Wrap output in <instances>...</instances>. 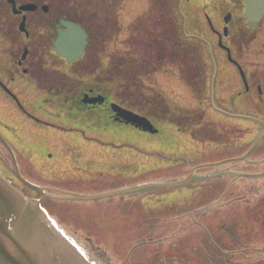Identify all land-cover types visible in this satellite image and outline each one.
I'll return each instance as SVG.
<instances>
[{
    "label": "rangeland",
    "instance_id": "obj_1",
    "mask_svg": "<svg viewBox=\"0 0 264 264\" xmlns=\"http://www.w3.org/2000/svg\"><path fill=\"white\" fill-rule=\"evenodd\" d=\"M149 1L150 0H127L126 2L122 1L121 4H118V15L120 17V25L123 27V31L120 36L107 44L106 52L100 57L104 64H106L107 58L111 53L124 51L126 49L124 44L129 39V25L134 22L137 17L147 12L150 6ZM211 1L214 3V6H211V3L207 2V0H176V4L179 7L178 14H180L179 22L182 28H184V34L187 36L202 37L207 43H211L212 47L210 48V53L214 60L212 66L215 68L218 65L217 67L219 68V71H216V85L213 82L214 96L212 109H210L207 114L208 119L219 128L221 127L230 130L225 131V134H223L225 138L230 140L228 145L230 148L206 143L205 145H202L200 155L203 157L207 156L208 162H218L220 159L226 160V158L240 157L245 155L251 145L254 146L256 141L262 138L256 152H254L249 160L264 157V99L261 98L260 94L255 90L253 82H251L253 73L258 72L261 75L264 73V23L260 25L257 39L251 44L248 50L245 51V55L242 59H239L241 54L237 56L235 50L230 44L224 42V46H222L221 43H217L214 33L215 29L210 27L207 18H214L213 21L216 19L218 26L216 24L215 26L217 28L220 27L221 23L223 24L222 13L225 12L226 5L220 0ZM217 9H219V12H216ZM4 13L7 14L5 9ZM214 13L215 15H213ZM9 23L13 24L16 33L14 40H18L16 43L24 46L26 44L24 41L25 36L18 32L16 19L14 22L9 21ZM5 25L6 23H3L1 24V27L4 28ZM13 48L15 47L12 46V43L3 39L0 35V69H6L7 67L11 69L14 68L11 64L13 59L10 55L16 54V56H19L20 52L17 53V48H15L16 53L10 52ZM229 50L231 51L229 52ZM44 62L47 65L50 64L56 66H60L62 63L59 58L49 53L46 58H44ZM166 68L171 73L175 70V68L171 66ZM60 70L70 73L68 68H65L64 66H62ZM242 72L244 73L243 75L246 82H248V89L246 82H244V78L242 77ZM90 79L91 78L87 79L88 82L91 81ZM154 79V77L151 78L146 84L154 88H158V85L163 86L164 91H167L170 96L178 99L180 102L178 104H181L180 106L186 108L194 107L193 95H191V92L187 91L184 85H182L183 82L179 75L159 74L156 76V80L159 83L158 85ZM5 82L9 85L8 81ZM10 86L12 88L15 87L14 85ZM15 91L17 92V90ZM4 104H6V102L4 98L0 96V109L2 112L5 110L7 124L14 125L18 129L22 127L25 120L23 121L21 118H17L18 116L15 114V106L7 108ZM9 113L14 114L12 115L13 119H9ZM0 117L2 118L1 111ZM42 120L53 126L51 129L55 130L56 135L63 130L62 128L60 129V122L55 121L53 118H42ZM37 125L45 127H41L38 129L39 131L43 129L49 131V128L46 125ZM27 127L26 129H28ZM26 129L23 131L22 128L19 135H22L29 145L32 138H27L28 135L26 134ZM86 137L88 140L90 139V135ZM84 138L85 136L77 143H82ZM163 138L164 142H167V146L170 147L169 152L165 151L164 153H161L160 150L157 151L158 144L155 142H145L138 147L140 148V151H148L152 155L150 160H153L154 162L163 161L169 165L177 164V162L171 161L172 159H175V154L181 158H190L189 155L194 154V149L191 146H187L184 142L181 143L182 140L177 139V137L174 138L170 130L164 132ZM96 140L102 145L103 143L106 144L105 141H100L99 139ZM28 145L27 148H31L32 145ZM114 145L118 148L111 146L109 148L113 158L119 156L121 153L132 152L127 149V147L120 148V145ZM14 146L16 147V145ZM16 148L20 151L19 147ZM27 148H24L22 152L23 154L28 152ZM175 150H182L183 152L177 154ZM53 151L54 148L49 150V156L53 155ZM85 151H87V149L83 147L79 157L83 158L87 156ZM155 152L158 153L154 156ZM31 153L32 152H28L25 156L31 155ZM5 156L11 161V158L7 154ZM18 160L22 173H24L23 175L30 177L31 180L32 175L29 174V166L23 161L21 156H18ZM200 162L204 163V161ZM90 166L96 168V170L100 172L99 175H101L106 169L102 170L100 164L96 162H91ZM183 166H186V164ZM1 167H3L9 174L10 169L8 164L3 163ZM180 168L184 167L180 166ZM234 168L239 172L258 173V171L262 172L264 170V165H257L256 167L239 164L234 166ZM121 170L125 171L129 169L125 168ZM109 173L110 172L105 171L103 174L107 176ZM104 175L101 176L104 177ZM36 178L39 181L36 180ZM220 181L204 186L187 187L177 190L170 189L157 192L156 194L146 195V197L139 199L138 205L137 200H129L126 205L123 206L122 202L119 201V198L98 201L95 204L48 201L45 202L44 205L50 210L51 214L57 216L61 222L68 224L70 227H74L76 230H82L88 237L93 239L95 247H99L101 251L105 253L104 255L106 259H110L112 263L144 264L141 260L146 256L147 248L141 247L133 252L131 250L135 245L134 243L142 238H151L152 240L169 238L173 232L172 227L174 224L170 221H165V219L169 216L178 215V213H188V211L200 207H208V205L211 204L214 205L221 198L222 192L227 186L226 183L223 184ZM226 181L227 180L225 179V182ZM31 182L38 184L41 180L35 175V179L33 178ZM105 183L111 185L108 181H99L96 184L100 187ZM116 183L118 182H115L114 185ZM262 184L263 182L260 181H239L237 186H232L230 188L228 194L235 192V196H232L229 200L239 196L236 190L239 191L241 189L240 187L247 188L248 186H258ZM105 186L109 187L107 185ZM116 186L118 185L116 184ZM84 192L91 191L85 190ZM242 201H233L232 207H229V209H227V207H222L217 211L211 212L207 219L200 218L199 216L200 221L205 227L210 229V233H212L216 243L219 245L225 243L226 246L222 245V247H225L227 251H232L229 250L231 247L240 250L244 245H250L251 243L258 247L264 245V204H260L262 203L260 199L253 202L251 196L246 199L244 198ZM245 204L249 205L246 206ZM170 208H176L175 210L178 211H173V209ZM69 218H73V222L71 221L72 219ZM147 218L148 220H145ZM153 230L158 231L151 233ZM200 230V228L197 229L195 243L190 242L176 248L172 247V242H175L176 240L166 243L164 248L166 250L168 249V256L162 258V260L158 261L156 264H195V262L196 264H226L227 262L222 259H227L229 257H223L222 255L220 256L219 253H214V247L209 243V238ZM234 236L236 238H234ZM230 238L238 239L242 243L238 246H234L235 242L232 240L227 241ZM193 246H200V249L197 248L195 250ZM205 250L211 253L210 258L212 259L208 258L207 255L203 253ZM188 257H190V261L188 260ZM174 258L177 259V262H174ZM239 259L241 258L238 256H232L229 264H237L239 263ZM240 264L247 263L242 262ZM248 264H264V255H260L259 258H255V261Z\"/></svg>",
    "mask_w": 264,
    "mask_h": 264
},
{
    "label": "flooded vegetation",
    "instance_id": "obj_2",
    "mask_svg": "<svg viewBox=\"0 0 264 264\" xmlns=\"http://www.w3.org/2000/svg\"><path fill=\"white\" fill-rule=\"evenodd\" d=\"M18 2V6H22L25 3H28V0H16ZM232 3V13H236L239 7L241 6V1L239 0H230ZM38 2V1H37ZM42 2H40L41 4ZM53 11V10H52ZM44 11L41 7H38L35 12L27 13V20L30 25V35L25 37L26 44L22 46V44L16 43L17 41L14 40L9 34H5L8 40L13 44L12 46L17 48V53L20 52V55L16 56V54H11L10 57L13 59L11 64L14 67L13 69L7 67L0 69V96L4 98L6 104L5 107L12 108L15 106V114L18 117H22L23 120L27 121L28 123L33 124H43L48 126L50 129L53 128L51 124L45 123L43 118H53L55 121L60 122V129L61 131L60 137L61 140L64 142L76 143L80 142L82 137L86 136L84 128L87 129H101L103 131H108L109 128L116 127L120 125L119 119L111 107V103L109 99L104 95L102 90H99L98 86H92L88 84V81L84 78V76L79 75V77L72 76L66 72L61 71L60 69L62 66L65 68H70V64L67 65L64 61L60 64V66L46 64L45 62H41L40 59L36 58V48L37 42L35 37V32H33V28H31L32 23L37 21V16L44 15ZM22 18V16H20ZM9 20L5 19L2 23H6L4 27V33L8 31ZM236 24V22H235ZM236 35L232 37L233 41H238L244 36L243 31V23H237L235 28ZM7 40V39H6ZM7 40V41H8ZM13 48L10 52L16 53V49ZM16 60V61H14ZM8 81L9 85L5 82ZM253 86L254 88L264 97V75H254L253 77ZM10 85H14L15 87L12 88ZM11 87V89H10ZM17 90V92L15 90ZM101 98H104V102ZM2 118L0 117V130L5 135L9 144L13 146L16 150L15 154L17 156H21L23 159H26L25 155L22 153L24 148H27V142L23 138V136L19 135V129L15 128L13 125L7 124V115L5 110L0 109ZM9 119L12 118L14 114H8ZM52 140V137H41L31 143L28 146H33L35 151L34 161L36 163H41V159L43 157V145L48 143ZM16 147L20 148L17 150ZM7 152L3 147H0V166L4 163H8V158H6ZM8 155V154H7ZM245 166L251 165H264V157H258L257 159H253L248 161V164H244ZM236 171L237 169L234 168ZM264 172V170L262 171ZM9 178L11 181L16 185L19 186L22 190L25 191L28 195L32 197H39L37 193L29 189L27 186L22 185L20 180L14 176L13 173L9 172ZM126 179H124L123 174L119 175L117 178L116 183L119 188H125V186H134L129 183L127 178L130 176L128 173L125 174ZM137 176L136 171L132 174V178ZM231 178L232 181L227 183L226 188L223 190L219 208L222 207L223 203H228L230 201H239L240 199H246L249 196L252 197V201L255 202L256 200H261L264 204V178L260 179V182H263L262 185L258 186H248L247 188H242L236 192H238V197H235L231 200L232 196H235V192H231L228 194L230 188L232 186H237L239 181H235L236 179L233 177ZM235 181V182H233ZM115 184V185H116ZM63 188H54L50 189L51 193H60L64 192ZM141 199V198H139ZM136 199V200H139ZM226 200V201H225ZM123 206L126 205L128 200L122 199ZM125 202V203H124ZM139 201L137 202V205ZM136 205V206H137ZM249 205V204H247ZM224 207V206H223ZM264 212V211H263ZM210 212L199 214L196 216L192 214V211H188V213H178L175 216H169L165 221H170L174 224L172 227L173 232L171 236L167 238V243L172 240H176L172 242L173 248L180 247L181 245L188 244L190 242L195 243V237L197 235V229H201V232L204 233L206 237L209 238V243L212 247H214V253H219V255L223 257H229L227 259H222L226 261V264H229L230 258L232 256H238L242 259H252V258H259L260 255H264V245L258 247L257 245L251 243L250 245H244L240 250H236L235 248L229 249L232 251H227L225 247V243H221L220 245L216 243L212 233H210V229L205 227V225L200 221V218H208ZM200 216V218H199ZM71 221L73 222V218ZM122 220V219H121ZM145 220H148L145 219ZM70 221V222H71ZM147 222V221H145ZM65 228L69 229L72 233L78 235L84 241H92L90 237H88L82 230H76L74 227H70L68 224L64 222H60ZM160 230V229H158ZM158 230H153L151 233L156 232ZM229 230V229H228ZM150 233V232H149ZM234 238H236L234 236ZM230 238L227 241L232 240L234 246L240 245L238 239ZM225 239V238H224ZM228 239V238H227ZM151 238L149 239H138L135 245L133 246L132 250H137L141 247H148L153 244ZM195 250L200 246H193ZM229 248V247H228ZM153 248H151L152 250ZM236 250V251H235ZM151 251H147L145 258H151L155 260L157 258L155 254L149 256ZM208 258H210L211 253L207 250L203 251ZM167 255H163L166 257ZM142 258V259H145ZM184 259V258H183ZM212 259V258H210ZM190 261V257H188ZM216 260V259H215ZM194 262V260L192 259ZM196 264V262H195Z\"/></svg>",
    "mask_w": 264,
    "mask_h": 264
},
{
    "label": "trees",
    "instance_id": "obj_3",
    "mask_svg": "<svg viewBox=\"0 0 264 264\" xmlns=\"http://www.w3.org/2000/svg\"><path fill=\"white\" fill-rule=\"evenodd\" d=\"M0 3L2 5L3 0ZM150 5V11L130 26L131 38L125 44L127 52L110 57L109 67L103 70L98 82L107 96L113 95L126 109L176 124L183 132H190L191 125L200 124L204 115L200 111L172 110L165 97L144 92L143 79L161 72L164 65L175 66L197 99L203 101L207 74L202 44L185 38L178 22L175 0H151ZM115 6V0H72L57 11L59 18L78 22L88 29L90 43L82 63L93 73L100 68L96 55L103 52L104 46L121 31ZM5 17L4 9L0 8V18ZM41 21L39 26L47 29H55L59 22L57 18L48 17ZM192 136L215 141L214 135L203 136V131H194Z\"/></svg>",
    "mask_w": 264,
    "mask_h": 264
},
{
    "label": "water",
    "instance_id": "obj_4",
    "mask_svg": "<svg viewBox=\"0 0 264 264\" xmlns=\"http://www.w3.org/2000/svg\"><path fill=\"white\" fill-rule=\"evenodd\" d=\"M243 1L246 5L247 20L251 22V27L257 28L264 16V0ZM10 2L14 4V12L18 13L15 2ZM33 10H35L34 7L25 6L19 12ZM226 22L228 24L229 19ZM25 24L26 22L21 26L22 32H25ZM62 26L66 31L60 32L55 43V51L66 61H77L86 51L87 32L79 24L70 21L62 22ZM116 111L128 125L135 126L151 134L157 132L147 118H140L136 114L123 109L117 108ZM1 143L7 147L4 137L0 134ZM13 165L15 172H18L15 161ZM219 176L222 175L207 176V178L200 179V181L217 179ZM244 177L258 178L260 175H247ZM196 182L190 176L183 181L156 182L136 186V188L105 193L104 195H75L62 198V200L85 202L106 199L107 197L144 195L166 188L186 187ZM30 186L44 196L41 201L32 200L23 195L0 173V264H111L106 260L104 261L101 255L91 254L86 244L81 243L72 234L65 232L57 221L52 219L46 210L42 208V201L51 197L45 195L39 187Z\"/></svg>",
    "mask_w": 264,
    "mask_h": 264
},
{
    "label": "crops",
    "instance_id": "obj_5",
    "mask_svg": "<svg viewBox=\"0 0 264 264\" xmlns=\"http://www.w3.org/2000/svg\"><path fill=\"white\" fill-rule=\"evenodd\" d=\"M122 135L124 136H127L131 139H134L135 141H138V145H142L144 144L145 142H150V140H148L147 138H144L145 136H140L139 134L135 133V132H131V131H127V130H124ZM97 153L93 155L94 158H97L98 160H101V161H104L106 155H108L107 151H104L102 149H100L99 147H97L96 149ZM58 153H60L61 155H63V148L60 149L58 151ZM69 158V157H68ZM66 159L65 161L63 162H55L54 166H53V171L60 174V175H63V173L69 169V168H72L74 166V162H70L71 159ZM47 168L51 169L52 168V165H47Z\"/></svg>",
    "mask_w": 264,
    "mask_h": 264
}]
</instances>
